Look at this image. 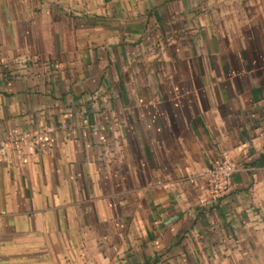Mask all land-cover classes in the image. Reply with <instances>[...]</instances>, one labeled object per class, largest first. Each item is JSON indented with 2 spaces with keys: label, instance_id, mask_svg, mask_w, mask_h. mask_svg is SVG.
Masks as SVG:
<instances>
[{
  "label": "crops",
  "instance_id": "0c3cea01",
  "mask_svg": "<svg viewBox=\"0 0 264 264\" xmlns=\"http://www.w3.org/2000/svg\"><path fill=\"white\" fill-rule=\"evenodd\" d=\"M24 131L0 264H264V0H0V141Z\"/></svg>",
  "mask_w": 264,
  "mask_h": 264
},
{
  "label": "built area",
  "instance_id": "2783aa9c",
  "mask_svg": "<svg viewBox=\"0 0 264 264\" xmlns=\"http://www.w3.org/2000/svg\"><path fill=\"white\" fill-rule=\"evenodd\" d=\"M65 128L64 124L59 126ZM55 127H48L45 133H51ZM40 133L24 131L23 133L0 141V155L5 157L11 150L21 151L26 145L30 148L37 147ZM238 171L236 163L227 153H222L220 158L201 170L197 176L204 180L207 195L212 199L222 196L232 184L234 174Z\"/></svg>",
  "mask_w": 264,
  "mask_h": 264
}]
</instances>
